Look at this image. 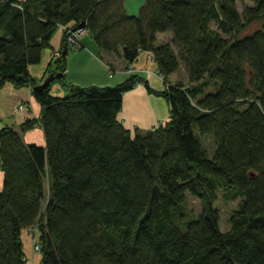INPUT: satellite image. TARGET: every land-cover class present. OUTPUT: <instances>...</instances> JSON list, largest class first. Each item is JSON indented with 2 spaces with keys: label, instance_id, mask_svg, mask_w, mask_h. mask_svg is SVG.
I'll return each mask as SVG.
<instances>
[{
  "label": "trees",
  "instance_id": "1",
  "mask_svg": "<svg viewBox=\"0 0 264 264\" xmlns=\"http://www.w3.org/2000/svg\"><path fill=\"white\" fill-rule=\"evenodd\" d=\"M252 1L144 0L129 14L125 0H0V87L36 85L29 65L55 29L84 21L102 51H150L169 103L163 123L132 130L118 115L136 74L33 89L40 117L0 126V264H26V229L41 264H264V0ZM180 63L187 83H171ZM36 123L45 145L22 137ZM219 193L238 199L226 230ZM189 195L202 203L192 217Z\"/></svg>",
  "mask_w": 264,
  "mask_h": 264
},
{
  "label": "crops",
  "instance_id": "2",
  "mask_svg": "<svg viewBox=\"0 0 264 264\" xmlns=\"http://www.w3.org/2000/svg\"><path fill=\"white\" fill-rule=\"evenodd\" d=\"M125 7L128 11L126 2ZM170 37L169 31L159 32L157 33V42L169 40ZM81 41L82 47L79 49L67 46V50L63 54L65 55V69L63 77H60L64 83L61 86L57 82H52L51 87L54 92L63 94L62 88L67 91L65 84L69 83L114 85L125 80L131 74H136L142 79V82L123 94L122 108L118 115L120 121L129 129L145 130L163 123L168 118L169 103L166 98L157 93V91H162L165 88L166 83L158 73L150 51L142 50L134 61L127 62L124 60L121 51L113 53L100 50L87 30L83 33ZM64 44L63 28L58 26L50 37L48 46L42 50L40 61L29 65V72L38 83L42 82L55 68L51 52L54 49H60ZM50 61L53 64H50ZM175 72L169 75L171 83L180 80L174 76ZM170 76L174 77L173 80H170ZM184 76L187 77L185 68ZM145 83L151 90L147 88ZM41 111V105L34 96L31 84L17 86L11 82H6L0 87V126L19 124L27 118L38 119ZM22 137L26 142L45 145L44 133L39 123L26 129ZM2 183L3 171L0 167V187ZM28 236L32 245L31 234ZM24 252L26 264H40L41 253L34 250L33 246L28 250L24 249ZM27 254L30 256L28 263Z\"/></svg>",
  "mask_w": 264,
  "mask_h": 264
},
{
  "label": "rangeland",
  "instance_id": "3",
  "mask_svg": "<svg viewBox=\"0 0 264 264\" xmlns=\"http://www.w3.org/2000/svg\"><path fill=\"white\" fill-rule=\"evenodd\" d=\"M143 1L144 0H125L126 5H127V9L129 11V12L128 11L127 12L129 14H136L139 10V6L141 5V3ZM138 2H140V3H138ZM252 2H253L252 0H236L235 4H236L237 10L239 12H242L244 7L252 4ZM212 26H215V24L213 22H212ZM258 26H259V22H254L251 25H249V27L247 29H245L243 31V33L250 32L251 30L257 28ZM84 29H85L84 30V32H85L87 29L85 27H84ZM59 50H60V55L58 57H60L61 52H63V51H61V49H59ZM58 57L54 58L51 56L52 59H57ZM183 67H184L183 64L180 63V65H179L178 69L176 70L174 76H177L178 79H180L184 83H187V77L184 76V68ZM170 77H171L170 80H173L174 77L173 76H170ZM53 82H57L61 86L64 83L62 78H56V79H54ZM140 83L141 82L136 83V84H140ZM62 90H63V93L66 91L65 88H62ZM203 141L209 149L212 148V140L209 136H205L203 138ZM237 200H238L237 198L226 199L219 193L217 199L214 201L213 206L217 208L218 225H219V228L221 230H226L229 227L228 217H229V214H230L232 208L236 205ZM44 202H45V199L42 200V204ZM201 209H202V203H201L200 199L197 196L189 195L188 196V202H187L188 217L196 216L201 211ZM26 234H28V235L31 234V237L33 238L38 233H37V230L35 232V231L29 230V229H26L22 232L21 237H22L23 247L25 250H28V249H30V247L33 246V241H32V245H31L30 244V237ZM33 249H34V246H33ZM34 250H36V249H34ZM36 251H38V250H36ZM38 252H40V251H38ZM27 258H28L27 259V263H28V261H30L29 254H27ZM40 264H41V262H40Z\"/></svg>",
  "mask_w": 264,
  "mask_h": 264
},
{
  "label": "built area",
  "instance_id": "4",
  "mask_svg": "<svg viewBox=\"0 0 264 264\" xmlns=\"http://www.w3.org/2000/svg\"><path fill=\"white\" fill-rule=\"evenodd\" d=\"M62 28L64 30H66L67 34H66V45L73 48V49H79L80 47H82V35L84 33V28L82 27H78V28H73V27H69V26H62ZM60 55V50L59 49H55L51 52V56L52 57H58ZM32 230V229H29ZM36 232V230H33ZM38 235V234H37ZM35 235L32 238L33 241V246L34 249L38 250L40 249V244H39V240H38V236Z\"/></svg>",
  "mask_w": 264,
  "mask_h": 264
},
{
  "label": "water",
  "instance_id": "5",
  "mask_svg": "<svg viewBox=\"0 0 264 264\" xmlns=\"http://www.w3.org/2000/svg\"><path fill=\"white\" fill-rule=\"evenodd\" d=\"M78 27H82L84 28L85 27V22L82 21L78 24H76L73 28H78ZM65 53V51H63V54ZM62 76V72H50L46 77L45 79L40 82V83H37L36 85L33 86V89L34 90H39L41 89L44 85H47L49 84L50 82H52L54 79L56 78H60Z\"/></svg>",
  "mask_w": 264,
  "mask_h": 264
}]
</instances>
